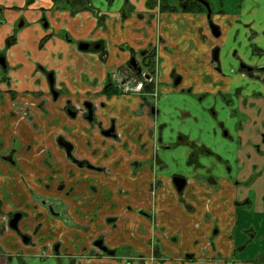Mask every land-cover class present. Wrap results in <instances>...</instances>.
<instances>
[{
	"label": "crops",
	"instance_id": "obj_1",
	"mask_svg": "<svg viewBox=\"0 0 264 264\" xmlns=\"http://www.w3.org/2000/svg\"><path fill=\"white\" fill-rule=\"evenodd\" d=\"M230 4L221 2L223 12L213 17L224 30L221 39L228 41L220 51L221 70L216 72L211 64V46L216 41L205 18L189 12H163L157 0H0V47L14 70L17 90L27 95L22 99L35 101L36 96L47 94L43 74L37 71V67H45L63 87L62 101L103 102L105 108L97 116L105 126L110 118L115 119L117 133L131 153L121 149L110 153V141H103L96 129H86L84 123L70 119L54 105L48 106L45 114L32 107L35 129L2 119V129L9 125L18 141L32 148L27 166L19 165L25 172L23 178L11 179L6 174L0 178L4 210L11 209L12 204L17 209L25 203L34 207L31 193L59 200L64 220L49 219L38 236L49 235L48 245L61 241L69 253H73V243H87L101 235L109 249L130 248L145 264H232L233 259L244 255L254 242V229L246 227L255 208L245 195L249 188L259 186L261 180L255 177H261L264 168L258 163L260 157H253L261 153L253 154L256 131L252 115L241 113L236 99V92L247 81L234 72L237 62L230 52L237 48L235 36L242 37V42L246 37L243 24L257 32L264 30V0H239L233 8ZM226 21L232 23L230 29ZM10 35L14 42L7 48L5 40ZM80 44H88L89 49L80 51ZM95 45L99 49L95 50ZM152 48L164 95L157 104L156 124L138 97L116 95L112 88L104 90L115 72H129L132 56L139 58L140 53ZM237 52L248 60L242 50ZM176 78L179 84L172 87ZM247 85L252 86L249 81ZM250 95V90H243L247 99ZM224 96L234 101L230 110L224 107ZM208 106L223 117L216 120L214 116L212 121L206 115ZM154 126L162 145L175 147L160 155L166 167L157 176L152 197L148 193L152 182L148 166L142 163L134 172L131 164L148 159L150 152L140 153L136 139L148 143L150 149L148 131ZM59 136L73 146L74 159L106 167L110 177L70 162L56 144ZM42 147L51 153L44 158L49 167L37 156ZM197 147L207 152L196 156L193 149ZM49 176L53 180H47ZM172 176L186 179L182 193L176 191ZM59 181L65 185L62 192L56 191ZM45 185L50 189L46 191ZM91 185L98 189L92 198L86 190ZM261 186L264 190V181ZM103 192H110V199L105 200ZM15 195L24 197L13 201L10 197ZM96 209L98 219L91 224ZM106 216L118 219L107 225L103 222ZM86 227L89 232L84 231ZM243 232L251 236L246 243L241 238ZM0 241V264H6L21 245L11 232ZM154 247L158 257L151 261ZM23 253L29 257L36 251L24 248ZM25 261L56 264L37 257ZM11 264L18 263L13 258ZM80 264L126 263L124 259L99 257L83 258Z\"/></svg>",
	"mask_w": 264,
	"mask_h": 264
},
{
	"label": "flooded vegetation",
	"instance_id": "obj_2",
	"mask_svg": "<svg viewBox=\"0 0 264 264\" xmlns=\"http://www.w3.org/2000/svg\"><path fill=\"white\" fill-rule=\"evenodd\" d=\"M223 1L224 0H216V5L218 6L219 10L215 12L213 4L208 3L206 0H172V5L165 4L163 0H157L159 8L163 12H189L205 18L208 29L212 35V39L213 41H216V43L212 44L211 46V64L216 72L221 70L220 51L224 46H228V41L224 42V40L221 39L222 32L224 30L220 24L214 22L213 19L215 13L223 12L221 6V2ZM235 22L237 25H240L239 21ZM225 24L229 29L232 27V23L230 21H226ZM212 25L218 29L214 30L215 33H218L217 36H215L213 30L211 29ZM2 26L3 20L0 11V32ZM242 26L247 31L246 37H244V43L242 40H240L242 37L235 36L234 39L236 41H234L237 48H234L230 52L231 57L237 62V70L234 72L240 74L247 82H251V98H256V96L259 98V96L264 95V30L257 32L249 24H243ZM235 33L239 34V31L236 30ZM13 42V35H10L5 40L6 47L9 48ZM246 42L248 45L245 46L244 44ZM230 43H232V41H230ZM95 46L93 47L94 49ZM153 48L155 49V47ZM153 48L140 53L139 58L132 56L129 60L130 62L134 59L138 65V68L141 70V73L134 71L129 66L128 62L129 72L124 75L115 72L114 77H111L112 82L108 84L104 90L108 91L112 88L115 90L114 94L116 95L125 97L134 95L138 97L141 100L142 105L148 109L147 115L156 124L155 116H157V104L160 99L164 97V95L162 94L161 88L159 87L160 83L158 82L157 78V61L154 59ZM238 49L242 50L244 55H247L246 57L248 60L243 59L238 54ZM249 49L250 53L255 52L259 55V57L254 59L252 57L253 55L248 53ZM215 52H217V60L214 58ZM37 71L43 74L48 87L47 94L36 96L37 98H35V101L22 99L25 96L27 97V95L20 93L17 90L18 87L16 84V78L13 75L14 70L8 64L5 49H1L0 47V178L4 176V174H6L8 178L11 179H15L17 176H21L23 178L25 172L19 165H26L32 155L31 145L20 143L16 135L13 132L11 133L9 125L2 129L1 121L2 119H6L8 124L10 122H14L18 127L26 124L25 126L35 129L36 123L32 119V107L39 109L45 114L48 110V106L54 105V107L58 108V110H60L62 113H65L70 119L80 120L82 123H84L86 129H96L103 141H110V153L121 149L125 150L127 155L131 154L130 149H128V144L124 142L121 135L117 133L115 119L110 118L107 122V125L105 126L103 121L97 116V113L104 110L105 108V104L103 102L94 101L93 99L77 102H73L71 100L62 101L64 97L63 87L57 81L54 73L42 66L37 67ZM126 79L131 81V87L128 92H123L120 89V83ZM247 82L244 83L245 85L236 92V99L238 101V105L241 108H246L247 105V98L246 96H243V90H246L245 87H248ZM178 84L179 80L176 78L172 84V87H177ZM255 87L256 90L254 91ZM215 97H212V103H214L216 100ZM222 99L225 109L230 110L232 106H234L233 99H229L227 96H224ZM258 112L259 111H257V113ZM260 115H262L264 118V111L260 112ZM219 126L222 127L223 125L219 123ZM153 128L154 129L148 131V140L151 141L150 149H148V143H141L139 141V137L136 139L140 153L146 154L147 152H150L148 159L141 162L134 161L131 164V168L134 172L135 168L140 166L142 163L148 166V171L152 177V182H150L148 193L152 197L154 196L156 187L158 185L157 176L166 167L162 162L160 155L164 152L171 151L175 147L174 144L162 145L161 139L158 136V132L156 130V126ZM226 133L227 131L224 130L225 135ZM5 135L9 136L8 139H6V137L4 138ZM56 139V144L61 150L64 151L67 159L78 168L85 169L89 172L93 171L99 173L106 178L110 177L111 173H109V170L106 167L95 166L87 160L79 161L74 159L72 156L73 146L70 144V142L61 136L57 137ZM66 147H70V151H68ZM200 151L207 152L206 150H203L199 147L198 152ZM49 155H51V153L46 147H42L37 151V156L42 158L43 165L45 167H49L47 161L44 160V158L47 159ZM3 167L5 170H3ZM25 170H27V167ZM40 171H42L41 168ZM171 178L173 185V179L175 178H180L185 181L184 187L180 192L177 191L174 185L176 191L178 193H182L186 185V179L177 176H172ZM47 180L51 181L53 178L49 176ZM49 189V185H45V190L47 191ZM64 189V183L59 181L56 186V191L62 192ZM86 190L89 193L90 198L98 193V189L94 185H91L88 188L86 187ZM30 195L32 196V200L36 202L34 207H31L29 203H25L24 206H22V209H17L16 205L12 204V208L9 210H4V199L3 196L0 195V240H2L6 234L11 232L17 237L21 245V248L17 250V253L13 257L8 258L6 264H11L13 258L18 264H24L27 258L30 259L34 257L44 261L51 259L56 264H80L83 258L86 260H94V258L99 257L124 259L126 264H145L141 256L132 254L130 248L121 247L119 250L109 249V247L105 244L104 237L101 235L95 238H90L87 243H82L81 241L73 243V253H69V247L65 246L61 241H53L48 245L47 242H50V236L38 235L41 233L42 229H44L43 226L49 222V219L59 220L62 218V220H64V209L63 207H60L59 200H53L47 196H41L39 194L36 195L35 193H31ZM102 195L105 200L110 199V192H103ZM21 196L22 195H15L11 196L10 198L13 201H17L18 198L23 199L24 196ZM129 208L130 207L127 206V209ZM38 209L40 210L37 211ZM34 211L37 212L33 214L32 217V212L34 213ZM138 212L143 213L141 210ZM97 219L98 214L96 209L91 215L90 223L92 224V222H94V220L96 221ZM117 219V217L106 216L103 219V222L107 225L115 224ZM33 222L34 224H32ZM96 226L97 224H95V227ZM84 231L89 232V228L86 227ZM24 248L36 251V254H29V257H25L23 253ZM101 248H104L105 251H103ZM110 252H112L113 255H110ZM0 256H2L1 244ZM157 257V249L154 247L153 255L150 260L154 261ZM256 261L257 263L264 264V259H256Z\"/></svg>",
	"mask_w": 264,
	"mask_h": 264
},
{
	"label": "rangeland",
	"instance_id": "obj_3",
	"mask_svg": "<svg viewBox=\"0 0 264 264\" xmlns=\"http://www.w3.org/2000/svg\"><path fill=\"white\" fill-rule=\"evenodd\" d=\"M165 4H169L172 5V0H163ZM208 3L213 4V8L215 10V12L218 9V6L216 5V0H206ZM225 1V0H224ZM228 2H230V6L233 8L235 6V4H237L239 2V0H227ZM226 3V2H225ZM227 4V3H226ZM227 10V9H226ZM250 49L248 50V53ZM252 54L254 59H257L259 57V55L255 52L250 53ZM252 86H248L245 87V89L247 91H251ZM256 90V87L254 89V91ZM251 97V96H250ZM258 96H256V98H248L247 100V105L246 108H241L240 112L244 113V112H250V114L252 115V125L255 128V145H254V150H253V154H255V152L259 151L261 154L260 155H255L253 156L255 159H259L258 157H260L261 162H258L260 166H262L264 168V119L262 117V115H260V112L264 111V95L259 96V98H257ZM208 101H205V103H207ZM206 115L213 121V117L215 116V119L218 120V117H223L224 114L220 113V111H218L216 108H210V106L206 107ZM257 111H259L257 113ZM207 121V120H206ZM240 121L242 122V118H240ZM253 128V129H254ZM253 129L251 130L253 132ZM198 148H194V152L196 153L195 155L197 156L199 154L198 152ZM260 169V168H259ZM259 179L261 180V183H259V186H261V184L264 181V173L263 175L257 176L255 177V179ZM258 181V180H257ZM254 186L255 188L253 189H248L246 191V195H245V199L248 200L250 199L253 202V205L255 208L252 209V213L250 214V218L249 223L246 227V229H254V242H252L249 246H248V250L247 252L242 255V256H238L237 258L232 260V264H261V263H257L256 259L259 258L257 257L258 255L261 256V259H264V241H262V237H264V193H263V188L262 186ZM259 188V189H257ZM258 204V207H257ZM257 207V208H256ZM247 220V221H248ZM245 229V230H246ZM251 236L247 235L246 233H242L241 234V238L244 239L243 243H246V241L248 240L247 238H249Z\"/></svg>",
	"mask_w": 264,
	"mask_h": 264
},
{
	"label": "water",
	"instance_id": "obj_4",
	"mask_svg": "<svg viewBox=\"0 0 264 264\" xmlns=\"http://www.w3.org/2000/svg\"><path fill=\"white\" fill-rule=\"evenodd\" d=\"M211 29L213 30V32H214V30H218L217 27H214L213 25L211 26ZM214 34H215V36L218 35L217 32H216V33L214 32ZM98 48H99V46L96 45V46H95V49H98ZM79 49H80L81 51H87V50L89 49V45H88V44H81V45L79 46ZM214 58H215V60H217V52H215V56H214ZM129 66H130L134 71H137L138 73H141V70L138 68V65H137V63L134 61V59L131 60V61L129 62ZM66 148H67L68 151H70V147H66ZM173 183H174V185H175L177 191L180 192V191L183 189V187H184L185 181H184L183 179H180V178H175V179H173ZM101 249H102L103 251H105L104 248H101ZM110 255H113V253L110 252Z\"/></svg>",
	"mask_w": 264,
	"mask_h": 264
},
{
	"label": "built area",
	"instance_id": "obj_5",
	"mask_svg": "<svg viewBox=\"0 0 264 264\" xmlns=\"http://www.w3.org/2000/svg\"><path fill=\"white\" fill-rule=\"evenodd\" d=\"M130 87H131V81L130 80H123L121 83H120V89L123 91V92H128L130 90Z\"/></svg>",
	"mask_w": 264,
	"mask_h": 264
},
{
	"label": "trees",
	"instance_id": "obj_6",
	"mask_svg": "<svg viewBox=\"0 0 264 264\" xmlns=\"http://www.w3.org/2000/svg\"><path fill=\"white\" fill-rule=\"evenodd\" d=\"M54 2H57V1H59V0H53Z\"/></svg>",
	"mask_w": 264,
	"mask_h": 264
}]
</instances>
